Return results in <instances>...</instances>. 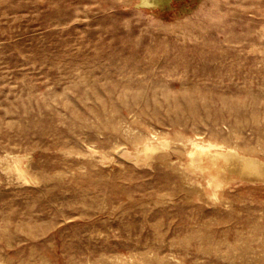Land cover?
<instances>
[{
    "label": "rangeland",
    "instance_id": "rangeland-1",
    "mask_svg": "<svg viewBox=\"0 0 264 264\" xmlns=\"http://www.w3.org/2000/svg\"><path fill=\"white\" fill-rule=\"evenodd\" d=\"M138 1L0 0V264H264V0Z\"/></svg>",
    "mask_w": 264,
    "mask_h": 264
},
{
    "label": "bare ground",
    "instance_id": "bare-ground-1",
    "mask_svg": "<svg viewBox=\"0 0 264 264\" xmlns=\"http://www.w3.org/2000/svg\"><path fill=\"white\" fill-rule=\"evenodd\" d=\"M171 1L173 0H139L138 3L142 5L150 6V7H155V6L170 5ZM192 143H193V149L190 150V154L194 156L193 160L197 162H199L206 156L209 157L214 162L218 161L220 158H224L227 160L226 154L219 151L218 144H213L211 142L210 143H200V142H195V141H193ZM144 147L147 150L155 148L154 145H151L150 143L145 144ZM241 159L243 160L242 165L245 167H253V166L255 167L258 164V162H256L252 158L241 157ZM16 170L18 171L20 177L26 179L25 172L23 170H20L17 167H16ZM209 183L212 184V181L209 180Z\"/></svg>",
    "mask_w": 264,
    "mask_h": 264
}]
</instances>
